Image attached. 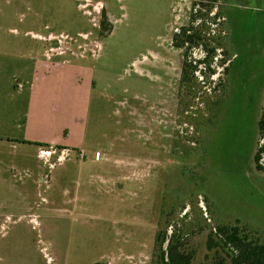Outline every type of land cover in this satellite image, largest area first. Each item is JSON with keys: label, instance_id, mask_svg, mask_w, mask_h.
<instances>
[{"label": "rangeland", "instance_id": "374dc122", "mask_svg": "<svg viewBox=\"0 0 264 264\" xmlns=\"http://www.w3.org/2000/svg\"><path fill=\"white\" fill-rule=\"evenodd\" d=\"M232 1L0 0V93L30 112L0 147V264H161L158 234L209 263L224 224L264 242V23Z\"/></svg>", "mask_w": 264, "mask_h": 264}, {"label": "trees", "instance_id": "16d2710c", "mask_svg": "<svg viewBox=\"0 0 264 264\" xmlns=\"http://www.w3.org/2000/svg\"><path fill=\"white\" fill-rule=\"evenodd\" d=\"M174 38L175 46L185 50V58H188L193 47L199 46L201 42V36L197 32H194L193 27L183 28L182 33L176 34ZM204 52L206 53L205 58L198 61L200 65L209 63L208 60L213 57L215 48H209L205 44ZM208 65L210 66V64ZM196 68L187 59L184 60L182 83L189 82L190 76L197 70ZM258 127L260 134L264 137V113L262 114ZM263 152L264 147H260L254 157L259 170L263 169L259 165V160ZM214 229L208 242L209 250H215L214 255L211 262L203 264H264V242H261L248 227H242L238 224H224L218 225ZM166 242L168 244L164 248ZM156 244L160 251L158 262L161 264H194V252H186L176 235L168 239L165 235L158 234Z\"/></svg>", "mask_w": 264, "mask_h": 264}, {"label": "crops", "instance_id": "0c3cea01", "mask_svg": "<svg viewBox=\"0 0 264 264\" xmlns=\"http://www.w3.org/2000/svg\"><path fill=\"white\" fill-rule=\"evenodd\" d=\"M49 35L56 36L53 34H49ZM39 36L40 35H38V37ZM0 53H1L0 55L1 63L5 65L7 63L12 64V59L8 57L6 52L0 49ZM50 62H51L50 60H46V61H40V63L38 64V67L39 66L42 67L48 76L54 75V72H55V68L53 67V65L50 64ZM49 68H52V70L50 71ZM8 83L9 82L7 80L0 79V84L2 85L3 88L6 87ZM90 84L91 83L87 84L88 91L90 89ZM11 99L12 98L10 97L9 94L0 93V147H4L3 146L4 144L9 143L10 139H13L12 132H13L14 127H20L22 129L24 123L28 122L29 120L30 112H29V108L27 107V105H26L25 111H24V108L20 110L17 106L16 107L13 106ZM15 108H16V112H15ZM45 143H51L50 144L51 146L60 145V144H56V142L47 141V140ZM64 149H65L64 151H67V148L64 147Z\"/></svg>", "mask_w": 264, "mask_h": 264}, {"label": "flooded vegetation", "instance_id": "af4514ba", "mask_svg": "<svg viewBox=\"0 0 264 264\" xmlns=\"http://www.w3.org/2000/svg\"><path fill=\"white\" fill-rule=\"evenodd\" d=\"M222 1H224L228 6L229 5H232V6L234 5V3H233L232 0H222ZM241 1H243V2H241V3H237L236 2L237 4L235 5V7H239V8H243V9H245V8H249L250 9L249 3L250 2L251 3L253 2V4H255L254 5V7H255V14H257V15H255L253 17V19H254L253 21H258L259 24L264 23V0H241ZM64 150L65 149H63V151ZM57 160L59 161V158ZM44 162H47V161L44 160Z\"/></svg>", "mask_w": 264, "mask_h": 264}]
</instances>
